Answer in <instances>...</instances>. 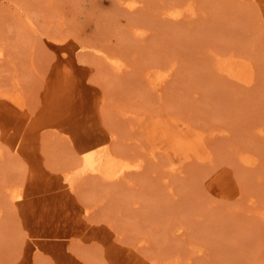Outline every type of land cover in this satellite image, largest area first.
Instances as JSON below:
<instances>
[{
	"label": "rangeland",
	"instance_id": "rangeland-1",
	"mask_svg": "<svg viewBox=\"0 0 264 264\" xmlns=\"http://www.w3.org/2000/svg\"><path fill=\"white\" fill-rule=\"evenodd\" d=\"M136 1L0 0V264H264V0ZM92 143L144 164L64 185ZM47 178L52 227L88 206L109 243L33 244L11 186Z\"/></svg>",
	"mask_w": 264,
	"mask_h": 264
},
{
	"label": "bare ground",
	"instance_id": "bare-ground-1",
	"mask_svg": "<svg viewBox=\"0 0 264 264\" xmlns=\"http://www.w3.org/2000/svg\"><path fill=\"white\" fill-rule=\"evenodd\" d=\"M142 1V0H141ZM124 2V1H123ZM130 2V0H129ZM140 2V0H139ZM263 2V1H262ZM128 3V2H127ZM188 3V2H187ZM130 4L132 6H135L137 5V1H131ZM191 4V3H190ZM195 4V3H194ZM177 5H182V4H177ZM184 5V4H183ZM187 5V4H186ZM185 5V6H186ZM172 6V5H171ZM195 6V5H194ZM139 7V5L137 6ZM136 7V8H137ZM178 7V6H177ZM181 7V6H179ZM130 8V7H129ZM135 8V7H134ZM140 8V7H139ZM169 8V7H168ZM185 8V7H184ZM177 9V8H176ZM175 7L174 9H170L169 8V12L171 11H176ZM195 9L196 11V8H193ZM168 10V9H167ZM187 10V9H186ZM189 10V9H188ZM184 11V10H183ZM197 12V11H196ZM167 13V12H165ZM177 14H180L181 11H176ZM186 13V12H185ZM189 13L191 14V10L189 11ZM194 13V12H193ZM170 14V13H168ZM184 15V13H182ZM173 15V14H172ZM172 15L170 16L171 19L173 18ZM182 16V15H181ZM180 16V17H181ZM193 16V15H192ZM169 17V16H168ZM169 17V18H170ZM179 17V18H180ZM182 18V17H181ZM177 19V18H174V20ZM173 20V19H172ZM142 26V25H141ZM140 27V26H138ZM142 28V27H141ZM147 28V27H145ZM142 36V35H141ZM4 46V45H3ZM3 46H0V54L3 50ZM2 47V48H1ZM5 49V48H4ZM6 50V49H5ZM106 51V50H105ZM117 51V50H116ZM100 52V51H99ZM107 52V51H106ZM119 52L120 54H122L120 51H117ZM7 54V52H4V54ZM110 53V52H108ZM3 54V55H4ZM99 54V53H98ZM111 54V53H110ZM2 56V55H0ZM5 56V55H4ZM7 56V55H6ZM120 56V55H119ZM123 56V55H122ZM121 57V56H120ZM4 58V57H3ZM85 59V57H81L80 59L82 60ZM125 59V58H124ZM123 59V60H124ZM105 60V59H104ZM126 60V59H125ZM107 62V60H105ZM248 61V60H247ZM110 62V61H109ZM115 63V62H114ZM125 63V62H124ZM252 64V63H250ZM109 65V63H108ZM112 65V63H111ZM109 65V66H111ZM127 65V64H126ZM232 68V67H231ZM115 69V68H114ZM124 69V68H123ZM238 70H240L238 68ZM115 71V70H114ZM146 71V70H145ZM148 71V69H147ZM146 71V72H147ZM120 72V71H119ZM118 72V73H119ZM242 72V71H241ZM97 73V72H96ZM152 73V72H151ZM151 73L149 74V78ZM158 73V72H157ZM239 73V72H238ZM243 74V73H241ZM96 75V77H99V74H94ZM168 75V74H167ZM252 75H253V70H252ZM250 76V75H249ZM251 77V76H250ZM255 76H253L254 78ZM94 78V79H95ZM244 78V76L242 77ZM245 78H248V77H245ZM152 79V78H151ZM64 80V79H63ZM151 82V80H150ZM155 82V81H154ZM165 82V81H164ZM66 83V81H65ZM162 83V80H158L156 82L157 86H160ZM64 85V84H63ZM60 87H62L60 85ZM60 87H57V90L60 88ZM65 89V88H64ZM63 89V91H64ZM155 90L153 91H157L156 88H154ZM162 89V88H161ZM61 91V92H63ZM159 91V90H158ZM13 94V93H12ZM63 94V93H62ZM20 95V94H19ZM21 96V95H20ZM19 96V97H20ZM14 96H12L11 98H13ZM22 97V96H21ZM10 98V99H11ZM16 99V97H14ZM13 98V99H14ZM12 99V101H14ZM23 99V97H22ZM21 99V100H22ZM16 100H19V99H16ZM20 100V101H21ZM23 101V100H22ZM21 101V102H22ZM25 103L26 102V99H24ZM23 101V103L21 104V108H24L22 107L23 104H25ZM18 102V101H17ZM16 103V101H15ZM18 105V103H17ZM28 106L26 105V108ZM29 110V109H28ZM23 111V110H22ZM30 111V110H29ZM20 112V111H19ZM25 111H23L24 113ZM23 113H19L18 115H12L11 113L7 114V118H6V121L9 120L10 122H14V124L17 122L18 123V126H16L17 128L15 130H12V131H8L7 135H6V139H14L16 138L22 131V125L23 123L25 122V119L28 115H25V119L22 117L23 116ZM22 114V115H21ZM26 114V112H25ZM21 115V116H20ZM20 116V117H19ZM30 119H32L30 117ZM29 119V120H30ZM27 121V119H26ZM173 124V123H172ZM177 124V123H176ZM17 125V124H16ZM171 126V124H170ZM173 126V125H172ZM25 128V127H24ZM24 130V129H23ZM199 130V129H198ZM187 131V130H185ZM200 131V130H199ZM196 132V131H195ZM213 132V131H212ZM205 133V131H204ZM53 136H54V132H52ZM86 136V135H84ZM201 136V135H200ZM203 136V135H202ZM201 136V137H202ZM56 137V136H54ZM70 137V136H69ZM191 137V136H190ZM189 137V139H190ZM199 137V136H198ZM205 137V136H203ZM206 138V137H205ZM72 138H70V141H71ZM182 139V138H181ZM55 140V138H54ZM73 140V139H72ZM93 140V139H92ZM183 140V139H182ZM185 140V139H184ZM204 140V139H202ZM180 141V140H179ZM73 142V141H72ZM96 142H99V141H96ZM83 143L86 144H90L91 143V140L90 139H86V140H83ZM180 143V142H179ZM206 144V142H205ZM97 145H101V144H94L92 143L91 146H94L95 148V152H96V157L92 158V157H88V158H83V162H81L80 164L76 165L75 167L69 169L64 176H62V182H64V185H67L69 183V179L70 177L72 176L73 173L75 172H78L82 169H85V170H94L96 172H98L100 175L104 176V178H109L110 179H114L113 181H115V179L117 180V178L121 179L122 176H125V174L131 170H135V168H139L141 167L143 164H144V158H139L137 159L138 157H135L136 159L133 160L130 159V158H125L123 156H121L120 154H118L117 152H115L114 150L111 149V146L109 144H105L102 145V146H97ZM180 145V144H179ZM21 146L23 145H19V146H16L18 148H21ZM55 148H57L56 144L54 145ZM207 147H210L209 145ZM58 148H59V145H58ZM199 148V147H198ZM183 149V148H182ZM209 149V148H208ZM207 149V150H208ZM184 150V149H183ZM194 150V149H193ZM192 150V152H193ZM214 150V149H213ZM18 151V150H17ZM205 150L203 149L202 152H204ZM13 152V151H12ZM137 152V151H136ZM191 152V151H190ZM191 152V153H192ZM196 152V150H195ZM198 152V151H197ZM209 152V151H208ZM1 153V151H0ZM14 153L16 154V150L14 151ZM18 153V152H17ZM176 153V152H175ZM196 154V153H195ZM131 156V154H129ZM205 155V153H204ZM216 155V154H215ZM214 155V156H215ZM127 157V154L125 155ZM186 156V155H185ZM197 156V155H196ZM202 156V155H201ZM200 156V157H201ZM212 156V157H214ZM132 157V156H131ZM192 157V156H191ZM195 157V156H194ZM199 157V156H198ZM173 159V158H172ZM187 159H190V158H187ZM203 160V159H202ZM171 161V160H170ZM173 161V160H172ZM171 163V162H170ZM175 164V163H174ZM171 165V164H170ZM71 167V166H70ZM183 170V169H182ZM30 171V176H31V170H28ZM181 171V170H179ZM63 174V172H62ZM28 175V173H27ZM101 177V176H100ZM29 178V177H28ZM31 180V179H30ZM27 181V180H26ZM104 181H106L104 179ZM53 180L52 178H47L46 179V183H43V186H34L32 188H27V189H20V188H23L22 187H12L11 188H14L12 190V196L10 195V197H12L14 200L12 201H15V203H19L20 204V207H21V210L24 212L23 214V218H24V223L27 225V226H30V225H33L35 223V226H33L32 228H30V232H29V236L31 238V241H33V244L39 242L40 240H45L46 242H48L49 244L47 245L48 248H54L58 245V243H61V242H64V241H67V240H70L74 234H78L81 238H84V239H94V238H98L100 240H103V242H107L109 243L111 241V236L110 234H103V232L101 230H98L96 227H94L93 225V221L90 220L89 218V212L91 210L90 207L86 206L84 208H82L80 211L78 210V206H75L74 209L69 215H66L65 217H63V219L59 220L57 222V226L55 227H52L51 225V222L48 220V218L50 216L53 215V213L57 210L54 209V204H50V202H48V205L46 204V196L49 195V193L52 191H54V185H53ZM110 182V181H109ZM19 184H24L22 182H19ZM227 184V183H226ZM18 185V184H17ZM26 185V184H25ZM24 185V186H25ZM16 186V185H15ZM8 188H10L9 186H7ZM226 189V188H225ZM10 190V189H8ZM68 190V189H65L63 191V193ZM11 191V190H10ZM234 192V191H233ZM46 194V196H45ZM9 197V198H10ZM49 197V196H48ZM47 197V198H48ZM234 197V196H233ZM11 201V199H10ZM14 204V202H13ZM16 206V204H14ZM90 206V205H89ZM19 207V206H18ZM18 207L17 210H18ZM20 210V208H19ZM18 210V211H19ZM19 216L21 215V213L19 212L18 214ZM22 219V218H21ZM99 224V223H98ZM111 228V227H110ZM96 240V239H95ZM98 241V240H97ZM71 249V248H70ZM73 252V251H72ZM47 253V252H46ZM110 254V252H109ZM127 254V253H126ZM77 255V254H76ZM111 256H112V260H113V263L114 264H122V258L124 257V252L123 250H115L114 252H111ZM81 258V257H80ZM146 258V257H145ZM82 259V258H81ZM84 261V260H83ZM111 261V260H110ZM109 261V262H110ZM111 263V262H110ZM63 264H85L83 262H70V263H63Z\"/></svg>",
	"mask_w": 264,
	"mask_h": 264
}]
</instances>
